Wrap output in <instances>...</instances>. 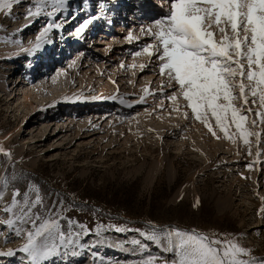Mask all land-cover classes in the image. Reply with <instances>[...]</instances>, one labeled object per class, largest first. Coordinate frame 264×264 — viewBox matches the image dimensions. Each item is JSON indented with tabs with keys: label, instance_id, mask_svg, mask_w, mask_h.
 I'll return each mask as SVG.
<instances>
[{
	"label": "rangeland",
	"instance_id": "rangeland-1",
	"mask_svg": "<svg viewBox=\"0 0 264 264\" xmlns=\"http://www.w3.org/2000/svg\"><path fill=\"white\" fill-rule=\"evenodd\" d=\"M67 1L19 0L0 11V251L14 253L0 264H33L20 249L37 215V225L59 222L39 241L52 251L38 264H173L174 230L234 240L248 250L240 259L264 264V138L257 158L255 143L249 155L241 140L218 128L213 136L182 97L169 99L178 89L157 57L135 56L153 42L141 29L167 14L169 0H145L141 16L131 11L140 0H87L83 13L85 0ZM43 3L53 6L29 16ZM57 5L67 7L54 13ZM96 17V28L78 31ZM49 24L62 33L48 34L43 59L35 45Z\"/></svg>",
	"mask_w": 264,
	"mask_h": 264
},
{
	"label": "snow or ice",
	"instance_id": "snow-or-ice-1",
	"mask_svg": "<svg viewBox=\"0 0 264 264\" xmlns=\"http://www.w3.org/2000/svg\"><path fill=\"white\" fill-rule=\"evenodd\" d=\"M18 2L0 0V11L8 9L10 12L13 4ZM65 2L54 0L59 4ZM169 3L164 17L147 29H141L153 42L146 44L135 56L157 57L160 75L167 76L168 84L178 89V94L171 95L170 100L176 103L182 97L194 118L213 136L217 135L215 129L218 128L232 143L241 140L249 155H252L255 143V156L259 158L264 138L261 127L264 126V0H169ZM40 11L38 5L35 12L28 14L39 15ZM90 23L91 20L85 22L78 31L83 32ZM59 27L49 24L44 28L35 47H41V40L50 43L46 39L48 34ZM128 39H134L132 34ZM138 66L143 69L146 64ZM211 120L215 121V128ZM233 127L235 131H232ZM255 162L259 163V160ZM248 167L251 169L252 165ZM25 200L27 202V198ZM16 203L14 198L13 206ZM39 203L37 197L24 216L31 219L32 208ZM40 219L37 215L32 221L34 231L27 233V242L20 249L32 257L33 264H38V257L52 251L50 248L42 250L39 241L59 229L57 220H44L37 225L36 221ZM5 223L11 227L15 221ZM16 234L20 235L19 229ZM168 235L172 245L169 250H174L177 256L173 264H250L248 260L240 259L248 254V250L234 240L212 239L195 231L174 230ZM172 237H175L174 241ZM60 238L64 239L63 233ZM13 254L11 249L0 251V256Z\"/></svg>",
	"mask_w": 264,
	"mask_h": 264
},
{
	"label": "bare ground",
	"instance_id": "bare-ground-1",
	"mask_svg": "<svg viewBox=\"0 0 264 264\" xmlns=\"http://www.w3.org/2000/svg\"><path fill=\"white\" fill-rule=\"evenodd\" d=\"M71 1H73V0H71ZM66 2H68L67 0H66ZM52 4V6H53V3H51ZM68 5V4H67ZM67 5L66 6H61V5H57L55 8V11H54V13H56L58 10H59V8H61V7H67ZM145 5H146V1L145 0H140V1H137L135 4H133V8H135V9H132L131 11H133L132 13H139V15L141 16V12H142V10H138L139 8H141V9H143V11H144V7H145ZM52 6L50 5V4H46V3H43L42 5H40V9L41 10H43V9H45V10H47V9H51L52 8ZM54 6H55V4H54ZM135 6V7H134ZM102 7V6H101ZM100 7V8H101ZM104 7V6H103ZM83 8V7H82ZM88 8H90V4H89V2L87 1V0H85L84 1V10L81 12V13H83L84 11H88ZM66 9H68V8H66ZM61 10V9H60ZM65 10V9H64ZM102 11L104 12L105 11V9H102ZM123 11H125V10H123ZM67 12V10H65V12H64V14H63V16H65V13ZM80 12V9L78 8L77 10H75L74 11V15H77L76 17H75V19H77V18H79V13ZM144 12H146V10L144 11ZM41 13V12H40ZM59 13V12H58ZM62 13V12H61ZM116 14V15H115ZM117 14H118V12L116 11V12H114V13H110L109 14V18L110 19H108V22H106V26H111V20H113V18H119L118 16H117ZM145 14V13H144ZM53 15H55V14H53ZM52 15V16H53ZM58 15V14H57ZM60 15V14H59ZM105 15H107V13L105 14ZM143 15V14H142ZM115 16H117V17H115ZM134 16V15H133ZM138 16V15H137ZM136 16V17H137ZM42 17H45V15H42ZM41 17V18H42ZM92 17V16H91ZM135 17V16H134ZM51 18V17H50ZM102 19H103V17H101ZM100 18V19H101ZM75 19H73L72 20V23L75 21ZM51 20V19H50ZM54 20V19H53ZM121 22V21H120ZM137 22V21H136ZM97 23H99V19H98V17H96V18H92V24H94L95 25V28H96V26H97ZM61 27H63V26H61L60 25V27L59 28H57L58 29V33H59V35L62 33V30L60 29ZM134 27V26H133ZM26 29H28V27L26 28ZM120 29H121V27H120ZM26 32H28V31H26ZM80 33V32H79ZM76 34H78V33H76ZM83 34H85V32L83 33ZM83 34L81 35V37L83 36ZM68 35V34H67ZM62 37H66V36H62ZM80 39V38H79ZM66 40L67 39H65L64 38V40L63 41H60V45H63V43L65 42L66 43ZM30 41V40H29ZM76 43H78V40H77V38H73L72 39V42L70 43V44H76ZM49 43H42L41 44V47H39L40 49H42L43 48V52L39 55L40 57H42L43 59L44 58H46L51 52H50V50L52 49L51 47H53V44L51 43V44H49V46L47 47V45H48ZM35 48V47H34ZM38 48V49H39ZM45 48V49H44ZM66 48V47H65ZM36 49V48H35ZM31 53H32V51H31ZM30 53V54H31ZM18 56V58H21V57H23L21 54L20 55H17ZM37 57V56H36ZM36 59H39V58H34L31 62H29V66L31 67V69L33 68V67H35V63H37L38 61H36ZM12 68H15V66H13ZM17 71H18V69L16 70V72H14V73H12L13 74V76L17 73ZM8 78H10V76L8 77ZM7 78V79H8ZM15 78V77H14ZM10 81V83H9V85H11V84H13V86H12V91L13 90H15L16 89V87L18 86V85H16V82H14L13 81V79H11V80H9ZM88 126H90V124H88ZM168 128V127H167ZM164 131V130H163ZM165 136H167V135H165Z\"/></svg>",
	"mask_w": 264,
	"mask_h": 264
}]
</instances>
